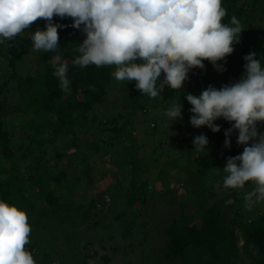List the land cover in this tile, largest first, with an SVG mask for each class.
Masks as SVG:
<instances>
[{"label":"trees","instance_id":"trees-1","mask_svg":"<svg viewBox=\"0 0 264 264\" xmlns=\"http://www.w3.org/2000/svg\"><path fill=\"white\" fill-rule=\"evenodd\" d=\"M224 1L226 16L223 23L229 24L231 18L235 16L240 24L245 20L244 23L248 27L249 21L245 16L255 5V0H251L254 5L248 1L249 5L244 6L239 5L238 0ZM53 22L67 27L58 29L60 44L56 50L48 52L40 50L41 54L36 63L40 69L36 72L23 75L20 73L19 65L20 61L34 49L29 38L31 32L46 27L44 19L33 22L29 29L18 34L14 40L0 44V199L22 210L30 208L47 211L68 204L63 203L61 196L62 189H67L72 195L71 204H80L74 194L84 178L82 175L70 174L64 165L65 157L76 155L82 164L88 166L95 156H99L96 162L100 164L104 161L101 159L108 158L115 146H120L123 152L129 153L126 162L131 164L133 171L129 186L132 193L127 194V204L134 212V219L127 229L132 231L136 220L143 218L145 214L153 232L159 230V224L163 225L162 231L166 239L163 247L157 250L155 245H147L151 238L142 240L141 237L137 238L136 234L139 233L136 232L137 240L142 242H138V245L136 241L128 243L126 250L133 252L127 253L126 256L142 250L145 261L152 259L151 262L148 260L149 264H264V213L244 216L248 208L247 203L236 205L242 203L246 193L252 190L249 182L242 189H224L225 173L215 169L220 162L216 147L207 153L205 149L196 151L192 142L194 151L185 157L187 164L184 165L190 178L185 182L184 190L187 191H182L183 187L180 185L170 187V184H167L164 196L169 199L163 200L166 204L157 202L156 197L152 201L148 200L145 192L138 193L150 183L149 180L137 179V172L142 170L134 160L139 148L130 147L125 143L128 140H136L135 127L133 122L130 123L128 120L121 125L124 118L121 113H117L121 103L132 97L134 92L140 102L146 103L151 111L158 110L167 98L177 92L179 106L183 104L181 127L188 126L192 137L197 132L199 135L208 136L211 129L207 126L200 128L192 126L190 122L193 115L190 111L192 105L186 96L200 95L210 86L207 82H212L211 86L219 89L222 86L217 80L230 79L238 82L241 79L245 71L244 57L252 53L247 28H243L240 42L234 45V52L226 60L219 62L226 72V77H220L222 71L205 61L204 69L194 68L190 72L194 77L189 83L190 92L165 87V91L161 93L162 98L151 101L150 98L138 93L136 85L131 82L127 81L126 85L117 89L118 81L112 75L116 71V66L80 67L74 64V60L79 56L77 44L82 43L86 38L85 34L71 26L73 19L70 17L55 16ZM240 44H245V47L242 48ZM65 62L68 64L67 76L70 80L68 92L60 88L58 78L53 75L57 66ZM237 67L239 71L235 72ZM114 88L117 89L119 96L111 104L108 99ZM13 92H16L17 98L14 104H10L8 95ZM8 109L11 113H7ZM147 114L149 115V112L146 110L145 116ZM216 124L221 128V131L216 133L217 139H226L225 132L232 128V124L222 118L217 120ZM154 125L157 128V124ZM16 130H28L25 139L18 145L13 136ZM149 130L151 131V128ZM258 130L264 133L263 124H258ZM122 135L123 139L119 137ZM210 138L211 142L212 137ZM237 138L238 131H233L230 139L239 145ZM121 140L125 144H121ZM239 146L243 149V146ZM71 147L75 151L69 153ZM170 149L171 147L167 146L160 151L155 150L153 153L159 152L156 161L161 159L165 151L168 152V157H171ZM112 156L113 154H110V159L114 158ZM55 157L59 158L56 163L53 161ZM28 158L32 161L22 170L21 161ZM176 160L174 158L173 161L168 160L164 163L165 165L171 162L178 163ZM92 168L93 166H89V169ZM162 171L166 173V170ZM191 182L194 185H191ZM157 192L158 190L154 191L152 196L154 197ZM186 192H189V197ZM231 195L235 201L229 203L227 207L230 212L233 211L232 216L224 213L218 199H228ZM99 199L101 195L89 199V207L96 208ZM175 201L179 212L171 215L167 213L166 206L172 205ZM139 204L140 209L137 208ZM192 206H196L197 211L190 214L187 210ZM120 217L119 215L118 219ZM198 218H201V223L197 222ZM151 222L157 223L152 225ZM50 225L55 243L63 237L67 240L72 239L71 235L65 232L64 225L62 228H59L57 223ZM148 248L150 252L147 254L145 251Z\"/></svg>","mask_w":264,"mask_h":264},{"label":"clouds","instance_id":"clouds-1","mask_svg":"<svg viewBox=\"0 0 264 264\" xmlns=\"http://www.w3.org/2000/svg\"><path fill=\"white\" fill-rule=\"evenodd\" d=\"M70 17L72 27L85 34L77 44L74 64L116 66L117 81L136 85L143 97L157 101L165 87L178 91L194 68L205 61L223 71L220 61L234 52L243 28L233 16L223 23L226 10L222 0H0V44L14 40L38 19L45 28L31 32L34 50L53 51L60 44L58 29L67 27L53 18ZM59 59V57H57ZM244 75L221 88L209 86L197 96L187 94L192 105L191 124L220 132L216 124L224 119L232 124L225 132V147L238 131L237 143L243 152L229 157L223 171L224 189H242L252 182L254 190L245 201L264 203V58L255 52L244 57ZM68 64H59L53 73L60 88L68 92ZM182 106L172 105L165 115L175 122L182 119ZM194 150L209 148L206 135L194 138ZM31 227L24 210L0 199V264H36L29 243Z\"/></svg>","mask_w":264,"mask_h":264},{"label":"rangeland","instance_id":"rangeland-1","mask_svg":"<svg viewBox=\"0 0 264 264\" xmlns=\"http://www.w3.org/2000/svg\"><path fill=\"white\" fill-rule=\"evenodd\" d=\"M254 5L251 0H238V4L241 6ZM225 1L222 0V6L225 8ZM248 11V10H247ZM235 13V11H233ZM246 19H248V27L242 21V28L246 27L248 31V41L251 45L252 52L257 54V58L260 56L264 58V0H255V5L247 12ZM243 48L245 44H240ZM40 50H32L26 55L19 65L20 73L25 75L31 72H36L40 69L37 65V59L40 57ZM199 69V68H198ZM192 71V70H191ZM190 71V72H191ZM239 71V67L235 69V72ZM189 72V78L185 81L183 89L190 92L189 86L190 80L194 78ZM220 77H226V72H220ZM242 78V77H241ZM234 81V80H233ZM230 79L217 80L220 86L226 84L235 83ZM127 81H118V87L126 85ZM211 85L212 82H207ZM113 89L108 101L113 104L117 100L119 93ZM197 95V94H195ZM163 96V95H162ZM199 96V95H197ZM178 94L174 92L170 98H167L165 102L158 108V110L151 111L147 104L140 102L136 92L126 102H122L118 107L117 113L123 115L124 122L128 120L133 122L137 138L135 141H125L130 147L138 146L136 158L134 159L136 164L142 170L137 172L138 181L149 180L150 183L147 188L139 190L138 193H146L148 200H153L155 197L157 202H163V200L169 199L165 193V187L167 184L171 186L180 185L182 191L186 189L185 182L188 181L189 175L184 169V165L187 164L185 157L193 153V137L199 136V132L190 134L191 131L188 126H182V119L174 121L169 119L165 113L172 105L179 106ZM9 103L14 104V100L17 98L16 92L8 95ZM148 108V109H147ZM149 112V115L145 116V113ZM7 113H11V110H7ZM116 113V112H115ZM117 114V115H118ZM25 116V115H24ZM154 124H157V128ZM130 127V126H129ZM151 128V131L149 129ZM154 128V130L152 129ZM264 128V124H263ZM264 131V130H263ZM171 133V135L169 134ZM207 136L209 139L212 137V141L209 140V148H205L206 153L211 151L213 147H216L217 155L220 156V162L215 166L216 171H223L226 166L227 159L229 157H235L243 152V149L239 145L234 144L231 140V147H225V140L217 139L216 132L212 130ZM28 134V130H16L14 132V139L16 145L20 144L25 139V135ZM121 139L124 135L119 136ZM123 140H121V144ZM123 143V144H125ZM171 147V157H168V152L165 151L164 155L159 161H156L158 153H153L165 147ZM120 146H115L110 152L114 158H102V163H97L96 160L99 156H95L93 160L89 162V165L85 166L78 159L76 155H68L66 158L65 167L69 169L71 175H82L84 178L80 184V188L75 192L74 197L80 204H71L72 195L67 189H62V200L67 205L61 208H51L50 210L43 211L42 209H30L25 208L24 211L28 217V223L31 227L29 234V243L25 245V249L32 253L36 264H149L147 259L145 261L142 250L140 252L134 251L130 256H126L127 253H132L131 250H126L127 244L135 242L138 245L142 241H138L137 238L146 240L150 239L148 246L155 245L159 250L166 242L165 234L162 231V226L157 232H153L151 226L148 223L147 215L143 214V218H139L133 225L132 231L127 228L132 224L134 219V212L130 210L127 204V194H131L130 183L133 178L132 166L126 162V159L130 156L128 152H123ZM120 150V151H119ZM74 148L69 149V153L74 152ZM112 156V157H113ZM176 158L178 163L171 162L165 165V161H173ZM110 159V160H109ZM143 160V161H142ZM32 159L28 158L21 161L22 170L31 163ZM53 161L58 162L59 158H53ZM89 166H93L89 169ZM148 170H145V169ZM162 170H166V173H162ZM225 173V172H224ZM226 175V173H225ZM93 179V180H92ZM190 179V178H189ZM193 182V181H192ZM191 185H194L193 183ZM111 187H109V185ZM249 187L252 190L254 185L249 182ZM210 187L208 186V189ZM158 190L157 194L153 197L154 191ZM221 190V189H220ZM247 192V193H248ZM99 193V194H98ZM162 194V196H160ZM101 195L96 208H90L89 203L93 196ZM189 197V192H186ZM170 197V196H169ZM188 197H186L187 200ZM71 199V200H70ZM226 215H233V211L230 212L227 205L235 201L233 195L228 199L218 198ZM83 202L85 204H83ZM211 202V200H209ZM245 200L242 203H236L237 206L246 204ZM176 201L169 206H166L167 213L177 214L179 212L178 205H175ZM84 205V206H82ZM248 205V203H247ZM140 204L137 206L138 209ZM244 216L259 215L264 213V203H253L251 206H247ZM188 213H195L197 211L196 206L188 208ZM243 211L241 212V214ZM255 213V214H254ZM119 215L121 216L120 219ZM155 216V215H154ZM160 218V217H159ZM148 219V220H147ZM55 221V222H54ZM54 222V223H53ZM198 223H201V218L197 219ZM60 226L64 225V230L67 234H70L72 239H58L54 242V237L51 234L50 224H56ZM157 222H151L155 225ZM128 224V225H127ZM139 228V229H138ZM50 229V232H49ZM139 231V232H138ZM145 231V232H144ZM147 231V233H146ZM139 233L136 234L135 233ZM134 234V235H133ZM73 235V236H72ZM153 238V241H152ZM139 242V243H138ZM118 247V248H117ZM151 248V247H150ZM150 248L146 249L147 254L150 252ZM83 252V254H81ZM86 257V258H85ZM152 259L149 260L151 262Z\"/></svg>","mask_w":264,"mask_h":264}]
</instances>
